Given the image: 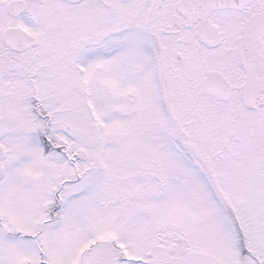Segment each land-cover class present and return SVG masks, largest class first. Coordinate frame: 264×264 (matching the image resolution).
<instances>
[{"label":"snow or ice","instance_id":"1","mask_svg":"<svg viewBox=\"0 0 264 264\" xmlns=\"http://www.w3.org/2000/svg\"><path fill=\"white\" fill-rule=\"evenodd\" d=\"M0 264H264V0H0Z\"/></svg>","mask_w":264,"mask_h":264}]
</instances>
